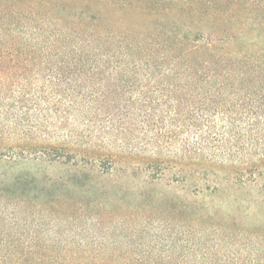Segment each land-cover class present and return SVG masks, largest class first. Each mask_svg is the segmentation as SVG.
Wrapping results in <instances>:
<instances>
[{
    "label": "trees",
    "instance_id": "1",
    "mask_svg": "<svg viewBox=\"0 0 264 264\" xmlns=\"http://www.w3.org/2000/svg\"><path fill=\"white\" fill-rule=\"evenodd\" d=\"M55 120L112 145H53ZM32 150L83 154L101 173L263 174L264 0H0V155ZM16 199L0 193V264H264V229L216 222L194 203L176 215L135 206L145 224L126 216L113 227L131 230L126 239L61 248L26 232ZM154 214L169 220L145 241ZM82 245L98 247H70Z\"/></svg>",
    "mask_w": 264,
    "mask_h": 264
},
{
    "label": "rangeland",
    "instance_id": "2",
    "mask_svg": "<svg viewBox=\"0 0 264 264\" xmlns=\"http://www.w3.org/2000/svg\"><path fill=\"white\" fill-rule=\"evenodd\" d=\"M54 123L55 126L48 127L47 136L53 145L68 139L81 146L103 147L102 150L112 145V138L96 128L92 127L91 132L79 124L73 127V120ZM70 128L76 133L71 138L67 137ZM74 162L79 166H73ZM98 164H88L83 154L58 160L35 150L13 156L12 160L0 155V193L25 202L21 216L28 219L26 232L44 240L59 238L61 248L72 241L107 240L111 236L126 239L132 231L114 232L115 220L131 216L145 224L142 212L135 209L145 203L155 204L161 212L171 215L179 212L174 208L181 203H194L216 222L264 229V173H246L242 181L223 179L215 183L191 175L185 177L174 168L154 174L146 169L117 166L101 173ZM94 217L103 222L96 224ZM148 219L152 226L148 227L145 241L152 240L169 220L160 219L157 214Z\"/></svg>",
    "mask_w": 264,
    "mask_h": 264
}]
</instances>
